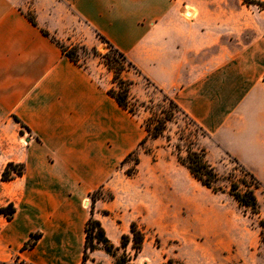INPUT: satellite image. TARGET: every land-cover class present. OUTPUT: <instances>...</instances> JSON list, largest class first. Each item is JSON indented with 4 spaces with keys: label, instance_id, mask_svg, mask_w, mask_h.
<instances>
[{
    "label": "crops",
    "instance_id": "crops-1",
    "mask_svg": "<svg viewBox=\"0 0 264 264\" xmlns=\"http://www.w3.org/2000/svg\"><path fill=\"white\" fill-rule=\"evenodd\" d=\"M218 1L207 10L192 0H0V209H14L10 219L0 213V262L114 264L101 247L82 263L85 205L98 189L111 198L96 200L92 216L116 248L132 223L144 225L143 188L120 168L146 137L141 119L107 94L113 84L101 65L71 61L52 37L98 49L103 36L264 186V11L254 13L258 29L247 23L242 31L247 7ZM9 163L23 170L3 181ZM183 167L164 188L193 187ZM214 200L202 230L222 235L217 253H234L249 234L252 253L254 216L232 197ZM33 233L40 238L23 250Z\"/></svg>",
    "mask_w": 264,
    "mask_h": 264
},
{
    "label": "rangeland",
    "instance_id": "rangeland-1",
    "mask_svg": "<svg viewBox=\"0 0 264 264\" xmlns=\"http://www.w3.org/2000/svg\"><path fill=\"white\" fill-rule=\"evenodd\" d=\"M239 1L242 6L241 0ZM216 2L217 0H192L191 5L192 7L202 5L207 10H213L217 7ZM218 3L222 8L228 9L233 5L235 6L237 0H219ZM243 11L241 30L243 31L247 23L251 24V32L255 28L258 29L260 24L254 13L260 10L256 6H250L244 8ZM195 16L196 12L193 10L191 17L194 18ZM107 51L106 45L101 42L98 49L85 48L79 50L78 60L83 64L87 63L90 68L95 66L93 61H96L104 69L100 73L106 79L107 77L112 79V73L107 70L102 58L97 56V54L104 55ZM96 72L98 74L99 70ZM123 76L133 81L134 84L131 85L132 88L130 87L132 105H136L137 102L146 103L145 107H137L138 114L136 116L141 119V122L154 114H160L161 110L169 109L168 104L163 100L162 92L151 87L133 70L123 73ZM176 145L179 150L175 148ZM200 149L205 151L206 160L220 176V181L216 186L221 187L223 191L217 193L216 196L192 176L191 183L197 191L182 183L174 188L171 185L164 188L165 178L169 176L168 173L178 168L185 169L177 162V154L184 157L186 150L198 151ZM137 157L139 159L138 164L135 162ZM120 168L124 169L125 174L130 179H136L143 188L144 225L140 227L137 225V227L147 237L145 247H142L137 255L140 254L139 264H159L164 257H167L168 261H166L170 264H231V261L234 264H264V243L261 242L260 236L257 239L258 247L253 248L252 253L251 234H249L243 238L242 248L231 254L224 250L222 254H219L217 250H222L220 238L222 235L202 230L205 227L204 218L212 214L210 209L214 205L215 197L231 201L228 194L230 182H238L240 184L239 190L244 191L246 188L241 184V181L249 185L250 180L233 162L232 157L215 148L211 140L181 113L174 111V117L167 123L163 136L157 140H147L135 155L129 156L122 162ZM98 190L96 195L90 194L89 199H87L85 206L89 207L90 211L93 210V197L100 194L101 198L108 199L111 196L104 194L100 189ZM251 190L258 202V214L250 215L249 212L243 213L242 210L241 212L250 218L254 216L255 222L258 223L260 219L264 220V191L260 187H255L252 179ZM249 221L251 226V219ZM131 245L132 241L125 249L118 247L115 250L114 264L116 258L123 256L126 259L129 258V263H132L134 250ZM142 258L144 259L142 260Z\"/></svg>",
    "mask_w": 264,
    "mask_h": 264
},
{
    "label": "trees",
    "instance_id": "trees-1",
    "mask_svg": "<svg viewBox=\"0 0 264 264\" xmlns=\"http://www.w3.org/2000/svg\"><path fill=\"white\" fill-rule=\"evenodd\" d=\"M241 3L246 6H256L260 11H264V0H241ZM29 22L36 26V22L34 19V14L31 12L26 14ZM42 33L48 36L46 31H42ZM97 38L106 45L108 51L104 55L97 56L101 57L104 65L107 70L112 73V86L107 90V94L111 96L117 105L122 109L126 110L129 114L136 116L138 114L137 107H145L146 103L137 102L136 105H132L130 98V87L133 84V81L127 79L123 76V73L128 72L129 70H133L137 75H141L140 71L127 59V57L116 49L107 39H105L100 34H96ZM53 41L57 43V45L61 48L63 54H65L71 61L77 63L79 60V50H84V46H73L66 47L57 41L55 38H51ZM96 54V51H94ZM163 100L168 104L169 109L161 110L160 114H154L146 120L142 121V126L146 132V137L139 143L138 148L133 151L129 156L135 155L138 152L139 148H142L143 145L149 139H158L162 137L164 131L166 129V125L170 122L174 117V111L181 113L190 123L194 124L196 127L202 131L205 136L206 133L187 115L185 114L178 105L170 99L167 95L163 94ZM17 122L19 120L14 118ZM23 126V125H22ZM26 128L25 126H23ZM27 129V128H26ZM175 148L179 150V147L176 145ZM128 156V157H129ZM127 157V158H128ZM126 158V159H127ZM177 162L181 165L185 166L190 174L195 178L203 187L211 190L213 193L222 192L223 189L221 187H217L216 184L220 181V176L217 174L215 168L208 163L205 158V151L203 149L200 150H186V155L182 157L180 154H177ZM125 159V160H126ZM233 162L239 167V169L244 173L245 176L248 177L249 185H246L244 181H241V184L245 186L244 191H240V184L235 181H231L229 184L228 194L233 198V200L237 203L238 207L242 210L243 213L249 212L250 215H257L258 212V202L257 199L251 190V179L254 181L255 187H260L264 191V186L259 182V180L247 171L239 162L232 158ZM138 157L135 159L136 164L139 162ZM10 170L14 171V175H11ZM23 170V166L14 165L9 163L5 170L2 173V180L7 181L15 176H20ZM99 190L91 193L92 196L96 195ZM101 195L95 196L92 198V202L95 203L96 200L100 199ZM111 196H109V199ZM0 213L4 214L8 219L11 218L14 213V209L11 205H8L5 208L0 209ZM258 225L260 227V240L264 243V220L260 219L258 221ZM85 242H84V251L82 257V263H84L88 258L89 254L95 251L97 248L102 247L105 252L113 257H115V250L117 248L108 240L105 235L104 229L101 226V223L93 218L92 211L91 216L87 220L85 227ZM131 236L123 235L121 238L120 247L125 249L126 246L132 241L131 248L134 250L133 259L136 258L138 253L142 250L143 244L145 242V233L140 230L135 223H132L130 226ZM40 234L33 233L31 234V238L24 244L22 247L23 250L32 249L36 243V241L40 238ZM130 259H126L125 256L116 258L115 264H133L129 263ZM0 264H25L23 261L18 258L14 259L12 262L5 263L0 262Z\"/></svg>",
    "mask_w": 264,
    "mask_h": 264
}]
</instances>
